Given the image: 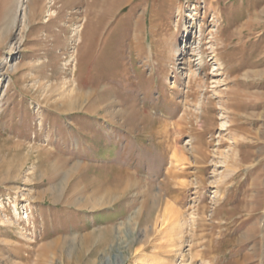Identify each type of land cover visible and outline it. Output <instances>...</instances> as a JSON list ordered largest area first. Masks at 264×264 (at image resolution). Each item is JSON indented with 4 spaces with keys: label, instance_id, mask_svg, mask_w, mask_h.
<instances>
[{
    "label": "rangeland",
    "instance_id": "1",
    "mask_svg": "<svg viewBox=\"0 0 264 264\" xmlns=\"http://www.w3.org/2000/svg\"><path fill=\"white\" fill-rule=\"evenodd\" d=\"M94 1L0 0V264H264V0Z\"/></svg>",
    "mask_w": 264,
    "mask_h": 264
},
{
    "label": "bare ground",
    "instance_id": "2",
    "mask_svg": "<svg viewBox=\"0 0 264 264\" xmlns=\"http://www.w3.org/2000/svg\"><path fill=\"white\" fill-rule=\"evenodd\" d=\"M69 1V0H68ZM85 1V0H84ZM72 3V2H71ZM84 3V2H83ZM97 3H99L98 2V0L97 1H94V4L91 6V7H96V5H97ZM100 3H101V7H100V9H101V14L99 15V17H98V19L96 20V22L95 23H93L94 21H92V20H90V21H88V23L87 22H85V23H87V25H86V28H85V35L86 34H89V33H99V30L102 28V26H103V22L106 20V18L108 17V16H110L111 14H113V12H114V10H116L121 4H122V0H100ZM124 3V2H123ZM259 3V2H258ZM261 3V2H260ZM85 4V3H84ZM83 4V6L85 7V5ZM68 5V4H67ZM72 5V4H71ZM26 6V5H25ZM25 6L22 8V15H21V19H23V21L26 19V16H27V13H26V10H25ZM62 6V5H61ZM65 7V6H64ZM90 7V8H91ZM62 11V10H61ZM145 11V10H144ZM143 11V12H144ZM83 12V11H82ZM36 13V12H35ZM91 14V13H90ZM254 15H253V19H251L252 21H254L255 23H257L260 19L261 20H263V22H261V23H259V25L260 26H264V6L261 8V9H259V11H256L255 13H253ZM37 15V14H36ZM86 19V18H85ZM250 20V19H249ZM87 21V20H86ZM181 23V22H180ZM179 23V24H180ZM247 24H249V22H247ZM252 23H250V25H251ZM183 34H184V36H188L189 34V29H188V27H187V25H183ZM83 31V30H82ZM84 33V32H83ZM177 33V31L175 30V32H174V34H176ZM80 34V33H79ZM82 34V33H81ZM172 34V33H171ZM214 34V33H213ZM83 35V34H82ZM174 36V35H173ZM237 36H239L240 37V34H238ZM214 38H216V40H220L221 41V43H223L226 39H228L229 38V40H230V42H228L229 44L228 45H226L225 47L227 48H230L231 50L233 49L234 51H235V49L237 48V46H235V45H233V44H231L232 42H231V40H233V37H232V34L231 33H229V34H227L226 36H223L222 35V32H221V30L220 31H218V33H216L214 36H213ZM183 42H185L186 44H187V40L186 39H184L183 40ZM172 43V42H171ZM221 43H218V41H217V45H219V44H221ZM92 44V43H91ZM199 44V43H198ZM213 44V43H212ZM224 45V44H223ZM89 46H91L90 44H89ZM11 48L10 49H12V46H10ZM92 47H93V44H92ZM196 48V47H195ZM215 49L217 48V47H214ZM223 48V47H222ZM213 50L212 51V53H215V52H217L216 50ZM185 50V49H184ZM192 50V49H191ZM237 50V49H236ZM196 51V50H195ZM198 51V50H197ZM231 53H233V52H231ZM238 53V52H237ZM189 54V53H188ZM187 54V55H188ZM212 55V54H211ZM218 55V54H217ZM190 56V55H189ZM189 56H185V60H184V62L187 64V66H188V71L190 72V74H188V77H187V82H186V90L183 92L184 93V97H187V96H190V93H191V90L193 89V85L195 86H197V87H199V86H201L204 82H202V81H200L202 78H200V75L198 74H196V72L194 71V70H192V69H190L191 67H192V63H191V60H190V58H189ZM215 56H216V53L215 54H213V57L211 58V59H213V58H215ZM201 57L202 56H200V57H198V59H200L201 60ZM217 57V56H216ZM236 55L235 54H232V56H231V58H230V60H231V62H234L235 63V60H237L236 58ZM163 58V57H162ZM197 59V60H198ZM207 60V59H206ZM164 61V60H163ZM208 61V60H207ZM213 61H217V59H214ZM183 61L181 62V63H184ZM208 63H209V61L208 62H206L205 63V68L207 69V67H208ZM239 63V62H238ZM198 64V63H197ZM200 64V63H199ZM236 66V67H235ZM234 67H232V69H226L227 71V75H231V74H233L232 73V71H235V72H238L239 70H240V68H242V64H237V65H235ZM11 67V66H10ZM220 69V68H219ZM204 70V69H203ZM229 71V72H228ZM222 72L220 71V72H218V74H221ZM247 76V75H246ZM96 84V85H95ZM93 83V88H96L97 86H98V82H96V83ZM206 86H208L207 84H206ZM73 87V86H72ZM207 88V87H206ZM205 88V89H206ZM72 89V88H71ZM196 89V88H195ZM193 93H192V96L194 95V93H195V91H192ZM198 92V91H197ZM231 92V91H230ZM201 93V92H200ZM228 93H229V91H228ZM234 93V92H233ZM197 94V93H196ZM228 97H230V96H228ZM227 97V98H228ZM88 98H89V96H84V98H83V100H82V102H86V100H88ZM221 98H223V97H221ZM229 99V98H228ZM228 104V103H227ZM84 105V104H83ZM204 108H206V107H204ZM81 109V108H80ZM201 109V108H200ZM208 109V108H207ZM70 110H71V108H70ZM203 110V109H202ZM204 111V110H203ZM231 113V112H230ZM183 114H184V110H183V112H182V116H183ZM186 114V113H185ZM169 116V115H168ZM180 116H181V114H180ZM202 118V117H201ZM203 123V122H202ZM177 124V123H176ZM164 125H165V123H164ZM202 125H204V124H202ZM204 127V126H203ZM202 133L203 132H205L204 131V129H202V131H201ZM157 134L158 133H163V132H156ZM157 134H155L154 133V137L157 135ZM192 135V134H191ZM193 136V135H192ZM199 138H201V137H199ZM158 146H161L162 145V147H163V144H160L159 142H158V144H157ZM190 150H191V152L193 153V154H199V152H200V146L198 145V144H193V142L191 141V139H190ZM196 158H198V157H196ZM170 159V158H169ZM176 160V159H175ZM199 161V160H198ZM201 161V160H200ZM174 162V160H172V159H170V163H173ZM199 164V163H198ZM202 164V163H201ZM133 180V181H132ZM131 182L132 183H130L128 186H127V188H129L131 185H133V186H135L136 185V183H137V181L135 180V179H131ZM116 183V182H115ZM86 186V185H85ZM118 189V188H117ZM47 190H50L51 191V195H53L52 197H51V199H52V201L53 202H55V201H57L58 199H57V196H58V194H59V192H60V190H61V185L60 184H54V183H51L50 184V187L47 189ZM85 190V189H84ZM126 190V189H125ZM124 190V191H125ZM115 191V190H114ZM117 191V190H116ZM76 192H78V191H76ZM72 195V194H71ZM73 196V195H72ZM107 196H109V195H107ZM39 198H42L43 197V194H41V195H39L38 196ZM37 199V198H36ZM72 200V199H71ZM70 200V201H71ZM154 199H152V201H153ZM69 201V202H70ZM74 202H80V199L77 197L75 200H73ZM71 204H73V202L71 203ZM143 204V203H142ZM153 204V203H152ZM172 217V216H171ZM199 226V225H198ZM60 239L59 238H56L55 239V242H58ZM54 241H52V243H53ZM50 244H51V242L49 243V242H47L46 244L44 243V244H41V246H44V251H48L49 249H51V247L49 248V249H47L49 246H50ZM70 247L72 248V245H70ZM16 250V249H15ZM12 251V250H11ZM9 254H11V253H9ZM13 255V254H12ZM67 263H68V261H67ZM11 264V263H10Z\"/></svg>",
    "mask_w": 264,
    "mask_h": 264
}]
</instances>
